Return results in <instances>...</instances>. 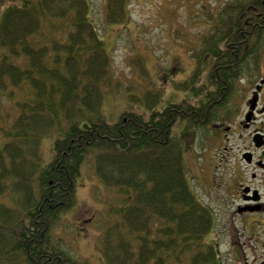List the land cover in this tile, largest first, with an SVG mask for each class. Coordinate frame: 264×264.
Here are the masks:
<instances>
[{
  "label": "trees",
  "instance_id": "1",
  "mask_svg": "<svg viewBox=\"0 0 264 264\" xmlns=\"http://www.w3.org/2000/svg\"><path fill=\"white\" fill-rule=\"evenodd\" d=\"M128 1L104 0L105 22L124 21ZM89 7L88 0H21L0 12V89L11 100L26 93L12 100L6 128L0 124V264H86L56 246L51 230L75 202L89 151L94 173L118 200L98 241L107 264H224L216 215L191 190L172 128L184 119L204 126L222 87L257 67L264 0H224L208 13L212 25L195 52L212 57L205 102L157 106L154 98L147 111L123 110L114 122L102 113L110 56ZM55 19L67 31L44 42L43 22ZM50 133L43 162L37 145Z\"/></svg>",
  "mask_w": 264,
  "mask_h": 264
},
{
  "label": "rangeland",
  "instance_id": "2",
  "mask_svg": "<svg viewBox=\"0 0 264 264\" xmlns=\"http://www.w3.org/2000/svg\"><path fill=\"white\" fill-rule=\"evenodd\" d=\"M223 1L129 0L127 18L119 23H107L104 0H88V15L110 56L112 85L104 88L102 100V113L107 121H116L123 110L145 112L154 98L157 106H161L203 92V71H196L189 79L185 77L201 38L212 25L208 13L215 14ZM20 2L0 0V12ZM67 27V22L61 19L44 21L39 36L44 42L58 40L64 37ZM206 55L202 53L201 57ZM2 91L0 89V124L6 128L16 113L12 100L23 99L26 93L15 91L16 96L11 100ZM215 131L207 126L195 127L184 119L173 125L172 136L182 147L191 190L216 212V244L223 263L260 264L264 257V237L258 222L251 221L244 226L239 220L223 216L221 206L212 196L217 152L221 153ZM53 138L54 133H50L38 142L37 152L43 162L51 156ZM80 170L75 202L52 227L51 240L86 264H107L99 252L98 241L118 200L94 173L91 151L85 155ZM234 249L238 254L233 253Z\"/></svg>",
  "mask_w": 264,
  "mask_h": 264
},
{
  "label": "flooded vegetation",
  "instance_id": "3",
  "mask_svg": "<svg viewBox=\"0 0 264 264\" xmlns=\"http://www.w3.org/2000/svg\"><path fill=\"white\" fill-rule=\"evenodd\" d=\"M260 41L257 67L244 70L235 84L222 87L206 125L216 130L217 148L221 150L213 172V198L223 216L244 226L258 222L264 237V36ZM191 60L185 79L198 70L205 74L212 64L210 54ZM204 84L203 92L188 100L205 102ZM260 264H264V257Z\"/></svg>",
  "mask_w": 264,
  "mask_h": 264
}]
</instances>
